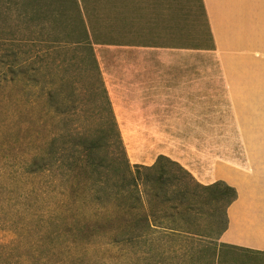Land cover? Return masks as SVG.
<instances>
[{
	"label": "trees",
	"instance_id": "trees-1",
	"mask_svg": "<svg viewBox=\"0 0 264 264\" xmlns=\"http://www.w3.org/2000/svg\"><path fill=\"white\" fill-rule=\"evenodd\" d=\"M94 1L104 12L116 0ZM89 8L88 0H0V93L15 86L14 101L22 90L37 88L46 106L40 118L58 123L38 143H25L30 222L0 243V255L31 236V253L11 264H92L86 253L97 242L129 264H264V251L218 242L234 188L222 181L202 185L164 155L150 166L130 164L94 53V45L108 42ZM192 15L207 28L200 0ZM75 66L93 92L77 86ZM93 99L108 121L90 129L83 119ZM201 219L212 236L200 232ZM30 223L33 236L27 235ZM43 226L46 231L37 230Z\"/></svg>",
	"mask_w": 264,
	"mask_h": 264
},
{
	"label": "crops",
	"instance_id": "crops-1",
	"mask_svg": "<svg viewBox=\"0 0 264 264\" xmlns=\"http://www.w3.org/2000/svg\"><path fill=\"white\" fill-rule=\"evenodd\" d=\"M200 1L208 44L111 41L98 66L116 122H232L226 155L222 134L186 132L182 165L236 190L218 242L264 251V0Z\"/></svg>",
	"mask_w": 264,
	"mask_h": 264
},
{
	"label": "rangeland",
	"instance_id": "rangeland-1",
	"mask_svg": "<svg viewBox=\"0 0 264 264\" xmlns=\"http://www.w3.org/2000/svg\"><path fill=\"white\" fill-rule=\"evenodd\" d=\"M190 0H116L114 7L100 12L102 7L94 0H88V10L97 17L92 19V24L99 27L98 32L105 37L107 42L133 40L134 42H146L155 40L159 43H174L175 45H187L192 47L197 44H208L206 31L199 19L195 20L190 15L188 6ZM124 13L125 22L121 23L120 15ZM112 19H104V17ZM113 17L115 19H113ZM120 21V22H119ZM101 29V30H100ZM197 48V47H196ZM103 45H94V52L100 69L103 68ZM72 75L80 81L77 86L81 91L93 92L92 83L87 74L75 66ZM85 77L87 79H85ZM91 83V84H90ZM94 86V85H93ZM0 93V243L9 242L16 232L17 225H28L29 216L24 210L28 203L27 191L31 183L23 173L25 143L33 139L36 143L46 134L58 128V123L47 117V122L40 116L46 111L42 99L38 100V89L22 90L16 100L13 101L11 93L15 86H10ZM26 92V93H25ZM40 98V97H39ZM98 99L90 101L87 110V119L90 129L96 122H107L106 112L99 115L95 108ZM17 109L19 112H15ZM180 114V112H178ZM20 122H16V117ZM181 121V120H180ZM45 122V127H38ZM120 136L131 165L138 164L150 166L159 155H164L179 163L182 167L184 136L186 132L197 131L203 127L206 134L223 136V148L226 155L230 151L232 122H116ZM216 127V132L213 130ZM45 128V129H44ZM214 131V132H213ZM63 201L61 197L58 201ZM28 231L33 236L31 223ZM200 232L205 236H212V228L206 219L199 222ZM37 230L46 231L45 226ZM204 236V240L209 238ZM207 238V239H205ZM31 236L24 237L21 247L0 255V264H11L14 260L25 259L31 253L29 242ZM208 242V241H207ZM103 242H97L86 253L89 261L96 264H129L117 249L110 248ZM1 252V251H0ZM6 252V251H5ZM119 254V258H118ZM124 258V259H123ZM94 262L92 264H95Z\"/></svg>",
	"mask_w": 264,
	"mask_h": 264
}]
</instances>
